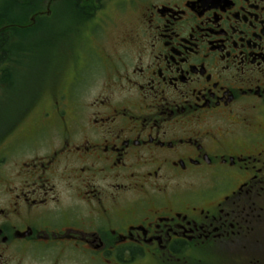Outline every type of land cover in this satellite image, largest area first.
<instances>
[{
    "label": "flooded vegetation",
    "instance_id": "1",
    "mask_svg": "<svg viewBox=\"0 0 264 264\" xmlns=\"http://www.w3.org/2000/svg\"><path fill=\"white\" fill-rule=\"evenodd\" d=\"M59 1L0 23V264H264V0Z\"/></svg>",
    "mask_w": 264,
    "mask_h": 264
},
{
    "label": "trees",
    "instance_id": "2",
    "mask_svg": "<svg viewBox=\"0 0 264 264\" xmlns=\"http://www.w3.org/2000/svg\"><path fill=\"white\" fill-rule=\"evenodd\" d=\"M61 3L66 5L69 4L68 1L60 2L59 0H8V5H11L9 6L10 8H0V23H14L15 25L24 24L28 41L26 46L23 47L20 45L21 47H19V49L21 50L23 48L25 52L28 51L30 54L42 53L41 25H45L47 33L52 32L53 29L48 22L51 18L42 16L41 14L46 6L49 5L53 11V8ZM52 13H54V11ZM14 30L15 32L18 31L16 27ZM21 36L22 35L19 34L18 38ZM19 43L21 44L20 41ZM1 44L0 42V45ZM27 46H29V48ZM54 46V42L49 41L47 50H51L50 47L53 48ZM15 49H17V47ZM51 51L53 52V50Z\"/></svg>",
    "mask_w": 264,
    "mask_h": 264
},
{
    "label": "rangeland",
    "instance_id": "3",
    "mask_svg": "<svg viewBox=\"0 0 264 264\" xmlns=\"http://www.w3.org/2000/svg\"><path fill=\"white\" fill-rule=\"evenodd\" d=\"M5 5V6H4ZM11 5H8V0H0V8L9 7ZM10 8V7H9ZM54 22V21H53ZM37 52V51H36ZM39 52V51H38ZM33 116H30V120Z\"/></svg>",
    "mask_w": 264,
    "mask_h": 264
}]
</instances>
